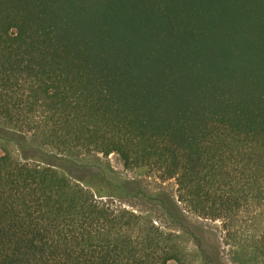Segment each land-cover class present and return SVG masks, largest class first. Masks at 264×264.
I'll return each mask as SVG.
<instances>
[{
  "label": "trees",
  "instance_id": "16d2710c",
  "mask_svg": "<svg viewBox=\"0 0 264 264\" xmlns=\"http://www.w3.org/2000/svg\"><path fill=\"white\" fill-rule=\"evenodd\" d=\"M0 145V264H264V0H0Z\"/></svg>",
  "mask_w": 264,
  "mask_h": 264
},
{
  "label": "rangeland",
  "instance_id": "374dc122",
  "mask_svg": "<svg viewBox=\"0 0 264 264\" xmlns=\"http://www.w3.org/2000/svg\"><path fill=\"white\" fill-rule=\"evenodd\" d=\"M0 146H4L11 155L13 156L16 155V151L12 145H0ZM0 153H1V149H0ZM101 160L110 166V168L114 171L117 177L124 180H130V179L138 180L141 183L142 187L147 192L166 190L173 196L177 195V186L173 179L163 181L157 176H151L143 169H135V170L124 169L120 158L116 154H110L108 157L101 158ZM185 213L187 215L188 220L191 223L200 225L206 231H209L215 235L213 241L217 242V244L219 245L223 258L228 264H233L229 259L230 258L229 250H230L231 242L227 238L225 239L223 237V233L221 232L220 229V224L217 222L205 221L197 217L196 215L192 214L191 212H188L187 209H185ZM252 231L256 234L259 233L258 231H261V228H259L258 231L256 230H252ZM186 247L187 249L192 250V245L188 240L186 242ZM242 260H243V264H253L251 259L247 260V258H244ZM192 264H200L197 257L193 258Z\"/></svg>",
  "mask_w": 264,
  "mask_h": 264
}]
</instances>
